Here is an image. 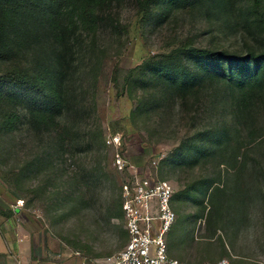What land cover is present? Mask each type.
Wrapping results in <instances>:
<instances>
[{"label":"rangeland","instance_id":"rangeland-1","mask_svg":"<svg viewBox=\"0 0 264 264\" xmlns=\"http://www.w3.org/2000/svg\"><path fill=\"white\" fill-rule=\"evenodd\" d=\"M261 17L264 0H0V264L120 252L121 186L146 173L174 189L171 257L264 264V70L218 55L262 53Z\"/></svg>","mask_w":264,"mask_h":264},{"label":"built area","instance_id":"built-area-1","mask_svg":"<svg viewBox=\"0 0 264 264\" xmlns=\"http://www.w3.org/2000/svg\"><path fill=\"white\" fill-rule=\"evenodd\" d=\"M114 142L119 140L114 138ZM115 162L123 174L126 161L118 158ZM120 207L127 234L125 247L110 256H82L80 264H187L169 252L168 236L177 218L169 181L148 173L130 175L121 186Z\"/></svg>","mask_w":264,"mask_h":264},{"label":"trees","instance_id":"trees-1","mask_svg":"<svg viewBox=\"0 0 264 264\" xmlns=\"http://www.w3.org/2000/svg\"><path fill=\"white\" fill-rule=\"evenodd\" d=\"M260 22L261 24L264 25V18L261 17ZM3 31H4V28L0 21V36L3 34ZM199 53H207V51H204V52L201 51ZM218 55H220L221 59H223L226 62V64L229 65V69H231L235 65L236 62L237 64L241 62L242 63L250 62L253 66V68L250 69V74L252 75V77H257L258 75H261L260 72L262 71V69L264 70V51L260 54L250 53L247 57H243L241 59L235 56L228 55L225 52H220ZM173 73H174V77H176V80L179 81L180 87L182 89H185V86L188 85V82H187L188 74H186L185 70L181 69L180 66H178L177 71L173 70Z\"/></svg>","mask_w":264,"mask_h":264},{"label":"crops","instance_id":"crops-1","mask_svg":"<svg viewBox=\"0 0 264 264\" xmlns=\"http://www.w3.org/2000/svg\"><path fill=\"white\" fill-rule=\"evenodd\" d=\"M48 249V248H47ZM51 249V248H50ZM47 251V250H46ZM54 259H58V260H62L64 258H66V260H69L71 258V260H74V262L76 264H80V261L82 259V256L79 254V253H74V254H70L68 253V251L66 249H61V248H58V250L56 251H52V254H51ZM71 255V256H70ZM105 257V256H104ZM65 260V261H66ZM64 261V260H63ZM62 262V261H61ZM63 263V262H62ZM39 264V263H38ZM43 264H46V263H43ZM52 264V263H51Z\"/></svg>","mask_w":264,"mask_h":264},{"label":"water","instance_id":"water-1","mask_svg":"<svg viewBox=\"0 0 264 264\" xmlns=\"http://www.w3.org/2000/svg\"><path fill=\"white\" fill-rule=\"evenodd\" d=\"M20 210L19 209H17V212H19Z\"/></svg>","mask_w":264,"mask_h":264}]
</instances>
